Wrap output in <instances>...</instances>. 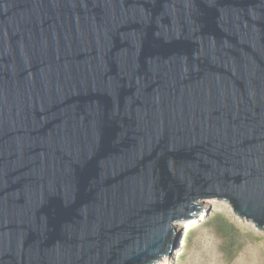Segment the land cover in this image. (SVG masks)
<instances>
[{
  "label": "water",
  "instance_id": "1",
  "mask_svg": "<svg viewBox=\"0 0 264 264\" xmlns=\"http://www.w3.org/2000/svg\"><path fill=\"white\" fill-rule=\"evenodd\" d=\"M214 200L264 230V0H0V264H155Z\"/></svg>",
  "mask_w": 264,
  "mask_h": 264
},
{
  "label": "rangeland",
  "instance_id": "2",
  "mask_svg": "<svg viewBox=\"0 0 264 264\" xmlns=\"http://www.w3.org/2000/svg\"><path fill=\"white\" fill-rule=\"evenodd\" d=\"M198 207L195 216L204 219L172 242L168 262L155 264H264V230L235 216L221 200Z\"/></svg>",
  "mask_w": 264,
  "mask_h": 264
},
{
  "label": "bare ground",
  "instance_id": "3",
  "mask_svg": "<svg viewBox=\"0 0 264 264\" xmlns=\"http://www.w3.org/2000/svg\"><path fill=\"white\" fill-rule=\"evenodd\" d=\"M200 204H202V203H197V205H200ZM202 219H204V218H203L202 215H200V217H198V218H197V216H195V217H193L192 219H189V220H180V221L174 222L173 226L175 228V233L173 235L172 242H174V243L176 242L177 243L178 242V236H179V234L182 231H184V230H186V229H188L190 227H193L194 225L198 224L199 220H202ZM172 242H171V246H173ZM171 254L172 253L166 254L159 262L160 263L168 262Z\"/></svg>",
  "mask_w": 264,
  "mask_h": 264
}]
</instances>
